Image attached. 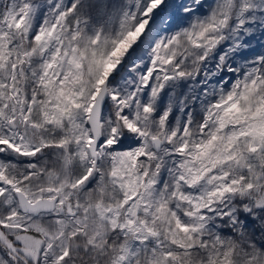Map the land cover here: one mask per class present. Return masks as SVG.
<instances>
[{
    "label": "snow or ice",
    "instance_id": "obj_1",
    "mask_svg": "<svg viewBox=\"0 0 264 264\" xmlns=\"http://www.w3.org/2000/svg\"><path fill=\"white\" fill-rule=\"evenodd\" d=\"M0 264H264V0H0Z\"/></svg>",
    "mask_w": 264,
    "mask_h": 264
}]
</instances>
